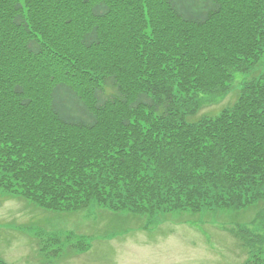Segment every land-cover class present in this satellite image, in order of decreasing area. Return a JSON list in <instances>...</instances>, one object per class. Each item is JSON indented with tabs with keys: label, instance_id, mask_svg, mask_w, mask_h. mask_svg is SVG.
I'll list each match as a JSON object with an SVG mask.
<instances>
[{
	"label": "trees",
	"instance_id": "16d2710c",
	"mask_svg": "<svg viewBox=\"0 0 264 264\" xmlns=\"http://www.w3.org/2000/svg\"><path fill=\"white\" fill-rule=\"evenodd\" d=\"M0 190L57 212L263 201L264 0H0Z\"/></svg>",
	"mask_w": 264,
	"mask_h": 264
},
{
	"label": "rangeland",
	"instance_id": "374dc122",
	"mask_svg": "<svg viewBox=\"0 0 264 264\" xmlns=\"http://www.w3.org/2000/svg\"><path fill=\"white\" fill-rule=\"evenodd\" d=\"M252 73H236L228 94L202 101L189 120L232 105ZM263 207L57 212L0 190V264H264V221L253 220Z\"/></svg>",
	"mask_w": 264,
	"mask_h": 264
}]
</instances>
